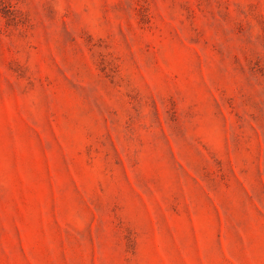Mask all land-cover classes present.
Masks as SVG:
<instances>
[{"label":"rangeland","instance_id":"rangeland-1","mask_svg":"<svg viewBox=\"0 0 264 264\" xmlns=\"http://www.w3.org/2000/svg\"><path fill=\"white\" fill-rule=\"evenodd\" d=\"M0 264H264V0H0Z\"/></svg>","mask_w":264,"mask_h":264}]
</instances>
